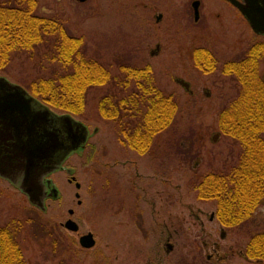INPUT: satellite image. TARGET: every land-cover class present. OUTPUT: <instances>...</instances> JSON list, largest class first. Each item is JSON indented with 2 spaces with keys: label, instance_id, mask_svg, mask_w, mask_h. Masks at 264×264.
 I'll return each mask as SVG.
<instances>
[{
  "label": "rangeland",
  "instance_id": "1",
  "mask_svg": "<svg viewBox=\"0 0 264 264\" xmlns=\"http://www.w3.org/2000/svg\"><path fill=\"white\" fill-rule=\"evenodd\" d=\"M195 1L200 3L196 21ZM36 2L37 14L56 17L70 35L82 39L86 58L107 68L118 82L89 90L83 114L74 116L88 127L89 138L80 154L70 155L63 169L48 175L59 198L46 201L45 213L0 178V227L11 219L32 220L17 240L24 262L264 264L243 254L252 234L264 232V199L248 224L225 228L215 216L216 202L198 200L195 189L206 174H225L238 161L239 145L218 129L219 111L235 100L238 85L220 68L242 58L252 44H263L264 36L255 35L225 0ZM196 48L215 56L212 73L194 66ZM56 55L52 42L17 52L0 77L26 90L31 81L62 72ZM118 63L149 66L152 86L177 105L173 123L153 138L144 155L125 141L124 132L139 119L129 104L123 105L116 122L98 114V100L106 94L124 101L141 95L148 99L134 80L120 74ZM258 71L264 78V53ZM146 105L139 102L141 113ZM65 168L73 170L79 190L69 183ZM69 218L77 223L78 233L64 227ZM85 236L91 237L92 246L82 245ZM166 243L172 246L169 252Z\"/></svg>",
  "mask_w": 264,
  "mask_h": 264
},
{
  "label": "trees",
  "instance_id": "2",
  "mask_svg": "<svg viewBox=\"0 0 264 264\" xmlns=\"http://www.w3.org/2000/svg\"><path fill=\"white\" fill-rule=\"evenodd\" d=\"M36 0H4L0 4V72L12 55L32 50L52 42L62 72L28 83L26 90L41 103L61 113L81 116L86 96L92 88L116 84L117 76L86 58L83 41L73 37L54 16L37 14ZM264 44H252L244 56L221 64V73L232 77L238 85L237 97L218 114V129L240 147L237 163L225 174L208 173L196 186L198 200L216 202L215 216L225 228L248 224L264 199V83L258 76ZM194 66L205 74L212 73L218 61L206 48L192 52ZM120 74L136 82V87L148 96L128 97L125 101L106 94L98 100L101 118L116 122L123 105L138 114L137 123L124 132L129 149L139 155L148 152L153 138L171 126L177 105L171 96L163 95L150 82V67L136 68L118 63ZM147 103L145 112L139 102ZM147 101V102H146ZM11 219L0 227V264H26L18 245L25 224ZM244 256L264 262V232H256L245 246Z\"/></svg>",
  "mask_w": 264,
  "mask_h": 264
},
{
  "label": "water",
  "instance_id": "3",
  "mask_svg": "<svg viewBox=\"0 0 264 264\" xmlns=\"http://www.w3.org/2000/svg\"><path fill=\"white\" fill-rule=\"evenodd\" d=\"M227 1L238 9L253 33L264 35V0ZM198 5L197 1L192 4L195 21ZM157 51L158 47L151 55ZM177 83L189 89L183 80ZM88 138L89 131L84 123L70 114L56 113L22 87L0 77V178L24 194L31 206L45 213L46 199H56L59 195L55 188L51 192V181L46 178L61 170L70 155L80 154ZM215 139L216 135L212 137L213 141ZM67 172L72 174L73 170ZM74 180L72 177L71 181ZM75 187L79 189L80 185L76 183ZM65 228L77 231L72 220L65 222ZM82 245L92 246L91 237L85 236ZM171 250L172 246L167 244V252Z\"/></svg>",
  "mask_w": 264,
  "mask_h": 264
},
{
  "label": "flooded vegetation",
  "instance_id": "4",
  "mask_svg": "<svg viewBox=\"0 0 264 264\" xmlns=\"http://www.w3.org/2000/svg\"><path fill=\"white\" fill-rule=\"evenodd\" d=\"M230 6H232L234 9H236L237 11H238V9L234 6V5H232L229 1H227V0H225ZM238 1H240V2H242V0H238ZM198 3H199V1H197ZM194 3V2H193ZM192 3V4H193ZM199 7H200V3H199V5H198V10H197V19H198V17H199ZM192 10H193V14H194V20H195V13H194V8H193V6H192ZM239 12V11H238ZM239 14L241 15V13L239 12ZM242 16V15H241ZM243 17V16H242ZM244 18V17H243ZM196 19V20H197ZM251 29V28H250ZM252 31V30H251ZM253 32V31H252ZM255 34V33H254ZM256 35V34H255ZM257 36H261V35H257ZM262 36H264V35H262ZM260 44V43H259ZM264 44V43H263ZM259 67V66H258ZM258 76H259V78L261 79V81L264 83V78L263 77H260V75H259V71H258ZM86 144H87V142H86ZM86 144H85V146H86ZM85 146H84V148H85ZM84 150V149H83ZM63 169V168H62ZM64 170H67L66 168L64 169ZM72 177H74L75 178V176L73 175V174H70V176H69V183H71V184H74V186L76 185V183H78L77 182V180H76V178H75V180L74 181H71V179H72ZM79 184V183H78ZM80 185V184H79ZM76 188V187H75ZM79 189H80V187H79ZM79 189H77V190H79ZM51 190V192L53 193V189L51 188L50 189ZM50 190L48 191V193H50ZM48 193H47V195H48ZM76 194H78V192H76L75 193V198H76ZM79 195V194H78ZM57 198H59V195H58V197ZM47 200H50L49 198L48 199H46V201ZM46 201H45V203H46ZM76 203H77V205H80L81 204V201H80V196L78 197V198H76ZM69 211H72L71 213H69ZM68 213H69V215L70 216H73V214H74V211L72 210V209H70V210H68ZM67 220H72L71 218H69V219H67ZM75 224H76V226H77V231H73L74 233H78V225H77V223L74 221V220H72ZM66 222V221H65ZM64 227H65V223H64ZM166 245H167V243H166ZM165 245V246H166Z\"/></svg>",
  "mask_w": 264,
  "mask_h": 264
}]
</instances>
